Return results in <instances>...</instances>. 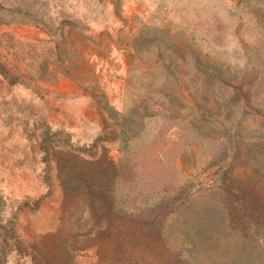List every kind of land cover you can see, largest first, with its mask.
Returning <instances> with one entry per match:
<instances>
[{"label":"rangeland","instance_id":"1","mask_svg":"<svg viewBox=\"0 0 264 264\" xmlns=\"http://www.w3.org/2000/svg\"><path fill=\"white\" fill-rule=\"evenodd\" d=\"M0 264H264V0H0Z\"/></svg>","mask_w":264,"mask_h":264}]
</instances>
